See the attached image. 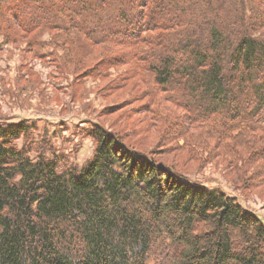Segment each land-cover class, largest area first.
Masks as SVG:
<instances>
[{
	"label": "trees",
	"instance_id": "1",
	"mask_svg": "<svg viewBox=\"0 0 264 264\" xmlns=\"http://www.w3.org/2000/svg\"><path fill=\"white\" fill-rule=\"evenodd\" d=\"M66 24L143 63L183 111L174 136L201 130L264 184V0H0V34ZM92 134L60 172L17 147L23 122L0 126V264H264V225L235 198Z\"/></svg>",
	"mask_w": 264,
	"mask_h": 264
},
{
	"label": "rangeland",
	"instance_id": "2",
	"mask_svg": "<svg viewBox=\"0 0 264 264\" xmlns=\"http://www.w3.org/2000/svg\"><path fill=\"white\" fill-rule=\"evenodd\" d=\"M18 30L0 34V126L28 127L18 148L26 147L32 159L58 161L60 172L80 168L93 154L99 126L188 181L235 198L264 225V184L249 183L261 179L257 171L234 170L216 139L201 130L174 136L183 111L153 84L143 63L121 61L113 43L89 41L67 24Z\"/></svg>",
	"mask_w": 264,
	"mask_h": 264
}]
</instances>
